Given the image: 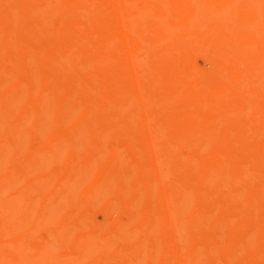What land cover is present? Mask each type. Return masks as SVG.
I'll return each instance as SVG.
<instances>
[{
	"label": "bare ground",
	"instance_id": "1",
	"mask_svg": "<svg viewBox=\"0 0 264 264\" xmlns=\"http://www.w3.org/2000/svg\"><path fill=\"white\" fill-rule=\"evenodd\" d=\"M0 67V264H264V0H0Z\"/></svg>",
	"mask_w": 264,
	"mask_h": 264
},
{
	"label": "rangeland",
	"instance_id": "2",
	"mask_svg": "<svg viewBox=\"0 0 264 264\" xmlns=\"http://www.w3.org/2000/svg\"><path fill=\"white\" fill-rule=\"evenodd\" d=\"M1 16H3V14L1 15ZM54 16H51V21H50V23H51V25H53V26H51L52 27V29L56 32L59 28H60V24H61V22H60V20H59V18L57 17H55L54 19ZM52 19H53V21H52ZM56 19H58V20H56ZM55 21V22H54ZM54 22V23H53ZM93 22V21H92ZM91 25H93L94 27H95V24H91L90 23V26ZM93 26H92V29H93ZM17 36L14 34V38H16ZM38 48V47H37ZM43 48H38V51H37V49H36V51H37V53L41 50V54L43 53H45V49L44 50H42ZM12 50H14V49H12ZM11 49L9 50V53H8V56H9V54H12V55H14L12 52H14L15 50H17V51H19L18 50V48H16L15 47V50L14 51H12ZM11 51V52H10ZM17 51H15L14 53H16L17 55L19 54ZM44 51V52H43ZM34 52V51H33ZM31 53V54H34V53ZM40 53H38L37 55H39ZM7 55V54H6ZM12 55H10V57H7V56H5L6 58H7V61H8V63H7V61L5 62L6 64H9L8 66H7V68H6V71H3V72H5V75H7V73L9 72V74H12L13 73V71H14V67L13 66H15V64H14V62L13 61H16V59H17V57H15V55H14V57L12 56ZM16 55V56H17ZM35 55V54H34ZM12 56V57H11ZM36 56V55H35ZM39 56H41V55H39ZM38 56V57H39ZM37 57V58H38ZM5 58V59H6ZM12 60H11V59ZM15 58V59H14ZM33 58H34V56H33ZM10 59V60H9ZM40 60V59H39ZM2 61H4V59L2 60ZM4 62H2V64H5ZM16 63V62H15ZM202 63L203 62H200V65L199 66H201L202 65ZM6 64H5V66H6ZM204 64V63H203ZM10 65H11V67H10ZM3 66V67H2ZM5 66L4 65H1V71H2V69L3 68H5ZM205 66V65H204ZM203 66V67H204ZM202 67V66H201ZM11 68V69H10ZM5 70V69H4ZM2 72V73H3ZM4 74V73H3ZM57 75H58V71H57ZM115 79H117V81H120V79L119 78H115ZM2 80H3V76L2 75H0V82H2ZM22 80H24V79H22ZM98 81V83L100 84L101 83V81H99V79L97 80ZM98 83H96V84H98ZM11 87H13V86H11L10 85V88H9V86H7V88H5V89H2V91H1V93H12V90L14 89V87L13 88H11ZM12 89V90H11ZM14 91V90H13ZM42 94H35V95H31V96H28L27 98H26V100H25V102H26V104L28 103V106L30 107V104L32 105V107L33 106H35V104L33 103L34 101H36V103H38L39 101L40 102H42V100H44L45 98H47V95H43V96H41ZM81 95H83L82 94V90H81V93H79L78 94V97L80 98V97H82ZM76 97H77V95H75ZM73 97V99L75 98L76 99V97ZM43 97V98H42ZM78 97H77V100H78ZM36 100H35V99ZM39 98V99H38ZM69 98V97H68ZM71 98V97H70ZM41 99V100H40ZM64 100V99H63ZM66 100V99H65ZM62 101V104H61V102H60V105H59V107H60V110L64 113V114H66V113H68L69 112V110H70V106L71 105H73L74 103H75V100H73V101H71V99H67L66 101ZM76 100V101H77ZM45 101V100H44ZM43 101V102H44ZM66 102V103H65ZM69 102H71V103H69ZM69 104V105H68ZM137 107V106H136ZM135 106L133 107H129V108H126V110H124V112L123 113H121V115H120V117L122 118V119H125V116H130L131 114L133 115V113L132 112H134L135 110H134V108H136ZM134 110V111H133ZM30 110H29V108H28V110H26V112H29ZM168 111V110H167ZM131 112V113H130ZM185 111H183V113L182 114H178V113H170V115H172V118H174V119H176V120H181V119H183L184 117H182V115L183 114H187L186 112L184 113ZM167 114H169V113H167ZM131 115V116H132ZM176 115V116H175ZM179 115V116H178ZM130 116V117H131ZM184 116H186V115H184ZM119 117V120H118V123L119 122H121L122 121V119ZM182 117V118H181ZM197 117H198V119L201 121V122H204L205 120H206V115L204 114V113H202V112H200V113H198L197 114ZM127 118H129V117H127ZM126 120V119H125ZM122 122H124V120L122 121ZM244 122V125L245 126H247V121H243ZM117 123V122H116ZM116 123H115V127H116V129H115V131H116V134L114 133V132H112L111 134H110V136L105 140V142L104 143H106V144H103L104 145V150L105 151H108V154H110L111 153V159H113V158H117V157H124V159L125 160H129V161H131V160H133L134 158H135V156H136V154L138 153V147L131 141V140H133V138H135L136 137V135L137 134H135V133H137V129H130V128H133V127H126V125H125V123H127V120H126V122L125 123H120V124H118V125H116ZM125 125V126H124ZM120 126V127H119ZM51 127L52 128H55L56 127V125H51ZM119 127V128H118ZM123 127V128H122ZM221 127H222V125H221ZM222 132V130L220 129V133ZM115 135H114V134ZM119 135H118V134ZM95 136L96 134L95 133H92V132H90L89 133V135H87V137H89V136ZM117 135V137L118 138H115L114 136H116ZM121 136V137H120ZM41 136H40V140H39V137H37L36 138V136L34 137V139H35V142H34V140H33V138L31 139V142L33 143V144H30V146H31V148H33V150H35L34 149V146H35V148H36V150L35 151H41V150H43V146H41L42 144H44L45 142H44V140H43V138H42V140H41ZM87 139V138H86ZM85 139V140H86ZM118 139V140H117ZM121 139H122V141H121ZM88 140H89V138H88ZM88 140H86V141H83V143H82V145H81V149L83 148V149H86L87 147V144L90 142V140H91V137H90V140L88 141ZM120 140V142H118ZM41 141V142H40ZM128 141V142H127ZM134 141V140H133ZM30 142V143H31ZM85 142V143H84ZM88 142V143H87ZM35 143V144H34ZM122 143V144H121ZM125 143V144H124ZM120 144H121V146H120ZM134 144V145H133ZM34 145V146H33ZM45 145V144H44ZM38 147H41V148H38ZM183 147H184V149H183ZM38 149H40V150H38ZM82 149V150H83ZM107 149V150H106ZM177 149H179L178 151L177 150H175V152L174 153H176V152H183L182 153V155H181V157L179 156H177L179 159H185V157L187 156L186 154H188V149H187V147H185V146H181V147H179V148H177ZM78 150H80V149H78ZM77 150V151H78ZM82 150H80L81 152L80 153H82L83 151ZM183 150V151H182ZM77 151H75L76 152V154H80L79 152H77ZM186 152V153H185ZM27 153V152H26ZM75 154V153H74ZM107 154V155H108ZM179 153H177L176 155H178ZM107 155H106V159H107V161L106 162H104V160H105V157H104V159L102 158V159H100V161H98V164L99 165H103L104 164V166H105V163L107 164L108 162H109V158H107ZM225 155V156H224ZM223 155V160H224V162L226 163V165H228L229 164V161H230V163H231V159L228 157V156H226L227 154H224ZM109 156V155H108ZM184 158H183V157ZM130 157V158H129ZM224 157H228V158H225L224 159ZM127 158V159H126ZM204 158H206V159H204ZM202 160H205V161H207L209 158H208V156L206 155V157H204ZM121 160H123V158H121ZM127 160V161H128ZM56 164V161L54 162V165ZM230 165V164H229ZM133 166V167H132ZM180 166V165H179ZM179 166H178V170L180 169L179 168ZM125 167V168H124ZM139 167V166H138ZM138 167L137 166H135V165H131V166H123V167H121V170H120V179H122V180H124V179H128V178H132V177H134L135 175H138V173H139V169H138ZM181 167V166H180ZM140 168V167H139ZM141 169V171H142V168H140ZM123 170V171H122ZM181 170V169H180ZM140 171V172H141ZM253 174L251 175V176H253V178L255 179V180H258V183L260 184V182H259V179H260V177H259V174L257 175L256 173H254V172H252ZM130 175H134V176H130ZM250 175V174H249ZM252 177H250L249 178V176L247 177V179L251 182V183H253L254 185H258V183H257V181H255V180H253V179H251ZM264 178V177H263ZM95 179V178H94ZM101 179V178H100ZM99 179V180H100ZM99 180H97L98 182H99ZM96 181V182H97ZM101 181V180H100ZM262 181V180H261ZM119 182V181H118ZM121 182V181H120ZM100 183V182H99ZM249 215V214H248ZM235 219V220H234ZM234 219H232V221H230V222H228L227 223V225H225L226 227H224L223 229H222V236H224L225 235V238H227L226 236H229V235H231V234H233L234 233V231L236 232L239 228H240V226H242V224L245 222L244 221V219H247V215H242L241 217H236V218H234ZM237 219V220H236ZM234 220V221H233ZM244 221V222H243ZM205 222H207V221H204L203 222V225H202V227L203 228H207L206 226H208V224L206 225V223ZM243 222V223H242ZM133 224V223H132ZM134 225H135V223H134ZM134 225H132L131 227L132 228H134V227H137V226H134ZM134 226V227H133ZM78 227V226H77ZM82 227V225H80L78 228H81ZM229 227V228H228ZM132 228H129L130 230L132 229ZM237 229V230H236ZM128 230L129 232V234H130V236H132L133 237V235L134 236H136L137 238H138V236H140V231L141 230H137V229H135L134 228V231L133 230ZM137 230V231H136ZM230 230H231V233H230ZM227 233V234H226ZM142 234V233H141ZM142 236V235H141ZM140 236V237H141ZM135 238V237H134ZM136 239V238H135ZM218 238H214V239H211L210 240V242L212 241V243H210L211 245H215V242H216V244L220 241V239H221V237H220V239H218ZM259 240V238H256V240ZM255 240V239H254ZM256 240L255 241H253V242H256ZM257 240V241H258ZM214 242V243H213ZM187 243V242H186ZM186 243L184 244V245H182V246H184V247H186ZM209 244V243H208ZM253 244V243H252ZM255 245H253L254 247L256 246L257 247V245H256V243H254ZM253 246L251 245L250 247L251 248H253ZM249 247V246H248ZM248 247L246 248V247H244V248H242L240 251H243L244 252V254H246V252L249 250L248 249ZM245 249H247V250H245Z\"/></svg>",
	"mask_w": 264,
	"mask_h": 264
}]
</instances>
